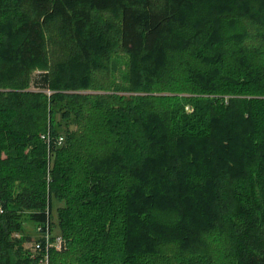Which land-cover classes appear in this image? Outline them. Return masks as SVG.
Masks as SVG:
<instances>
[{
	"label": "trees",
	"instance_id": "16d2710c",
	"mask_svg": "<svg viewBox=\"0 0 264 264\" xmlns=\"http://www.w3.org/2000/svg\"><path fill=\"white\" fill-rule=\"evenodd\" d=\"M43 261L264 264V0H0V264Z\"/></svg>",
	"mask_w": 264,
	"mask_h": 264
},
{
	"label": "rangeland",
	"instance_id": "374dc122",
	"mask_svg": "<svg viewBox=\"0 0 264 264\" xmlns=\"http://www.w3.org/2000/svg\"><path fill=\"white\" fill-rule=\"evenodd\" d=\"M58 119V117H57ZM25 234L30 235V243H27L24 245L25 249L28 250L31 254L33 253V243L36 241V239L38 238V236L33 232L32 228L30 226H26L25 227ZM53 240H52V245L55 249H57L60 245H58V242L56 243V238H60L58 235H54L53 236ZM41 264V263H40Z\"/></svg>",
	"mask_w": 264,
	"mask_h": 264
},
{
	"label": "built area",
	"instance_id": "2783aa9c",
	"mask_svg": "<svg viewBox=\"0 0 264 264\" xmlns=\"http://www.w3.org/2000/svg\"><path fill=\"white\" fill-rule=\"evenodd\" d=\"M58 242V245H60L61 244V240H60V238H56V243ZM57 249H59V247L57 248ZM42 264H47V262L45 261H43L42 262Z\"/></svg>",
	"mask_w": 264,
	"mask_h": 264
}]
</instances>
